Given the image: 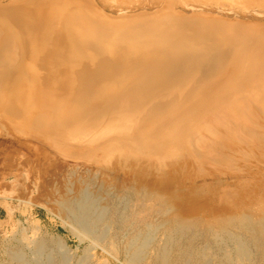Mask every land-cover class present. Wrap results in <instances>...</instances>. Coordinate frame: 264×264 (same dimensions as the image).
Wrapping results in <instances>:
<instances>
[{"label": "rangeland", "instance_id": "374dc122", "mask_svg": "<svg viewBox=\"0 0 264 264\" xmlns=\"http://www.w3.org/2000/svg\"><path fill=\"white\" fill-rule=\"evenodd\" d=\"M38 2L80 4L112 23L141 16L156 17L162 12L202 23L205 19L214 20L221 25V45L229 53L225 55L236 59L226 64L230 67L222 78L228 81L227 85H236L232 95H242V90L236 88L245 84L251 71L264 72V0H0V26L7 34L1 43L0 56L14 45L21 46L18 37L11 38L15 32L13 25L8 28L12 19L16 14L28 19ZM22 5L33 11L25 10ZM20 9L23 10L20 12ZM9 44L13 46L8 47ZM240 54L244 57L239 58ZM3 59L5 67H0V264L15 263L10 259V250L21 249L30 257L38 240L45 241V253L51 249L58 261L59 249L51 242L57 236L67 248V264H161L156 258L157 248L161 247L167 249L168 264L179 263L178 249H203L212 259L209 264H239L225 261L227 250L237 259L225 230L239 234L237 237L250 247L247 251L251 256L243 259L244 264H264V253L256 244L264 236V111L245 107L240 102L236 116L225 112L214 119L209 117L213 111L209 112L207 126L200 129L199 142H196L198 138L194 140L196 147L186 148L183 152L187 154L182 159L179 157L164 167L156 165L155 157L149 156L147 150L143 152L148 157L135 152L141 161H134L121 148H111L105 155L99 150L94 152L95 145L88 144L85 155L73 156L58 151L42 129L43 117L34 118L27 110L29 94L22 81L16 79L23 60L13 64V54ZM248 66L252 70L246 73ZM254 83L263 93L264 78H257ZM11 94L18 96L16 102L9 98ZM233 121L240 125L234 126ZM188 126V136L197 131L194 123ZM239 127L243 130V139H236L240 133L232 138L231 132ZM160 169L164 170L158 173ZM81 179L89 185L90 194L99 191V201L106 206L96 227L98 235L104 232L99 242L81 239L64 226V221L69 223L71 216L62 209L57 195L65 193L63 203L71 202L79 192ZM178 218L185 219L181 222L189 225L186 230L189 233L173 234L176 224L172 220ZM248 221L255 222L256 231L260 225L261 229L256 234L248 231L245 228ZM148 233L153 239L145 246L141 262H130L132 239L148 237L145 235ZM42 260L49 264L44 257Z\"/></svg>", "mask_w": 264, "mask_h": 264}, {"label": "bare ground", "instance_id": "6f19581e", "mask_svg": "<svg viewBox=\"0 0 264 264\" xmlns=\"http://www.w3.org/2000/svg\"><path fill=\"white\" fill-rule=\"evenodd\" d=\"M68 3L38 2L33 7L34 12L29 10V4V9L22 5L26 7L22 8L28 9L32 15L29 13L27 19L16 14L8 27L10 29L13 25L15 32L11 38L18 37L21 46L9 44L8 47H13L10 51L2 52L0 56V67H5L3 57L9 54L14 56L13 64L23 60L22 68L19 69L20 74L16 79L22 81L29 94L30 104L27 110L35 116L34 118L43 117L42 129L45 135L63 154L85 155V152H88L84 150L85 146L94 144V152L99 150L107 155L111 148L116 147L121 148L134 161H141V157L134 154L141 153L143 157H148L143 152L147 150L149 156L155 157V164L164 167L179 157L182 159L184 153L187 154L183 152L186 148L196 147L201 134L200 129L207 126L209 117L219 118L225 112L227 114L232 112L236 116L238 109L241 108L240 102L245 107L264 111V92L258 91L259 88L254 83L257 78H264L262 70L251 71L252 68L247 67L246 73L250 71L251 73L248 74L245 84L236 88L242 90L240 96H233L231 93L236 85L229 86L226 84L228 81H223L222 78L230 67L226 64L236 59L228 57L229 53L221 45L219 22L205 19L202 23L162 12L156 17L141 16L112 23L94 15L91 10L80 4ZM22 10L20 9V12ZM6 39V29L0 26V48ZM187 45H194V48L189 50V56L193 58L195 64L188 68L176 67L175 62L181 59L182 55H186L187 49L184 48ZM206 48L214 54L216 64H207L204 61L206 58L202 53ZM243 57L244 54L239 55V58ZM253 76L254 79L251 78ZM232 79L234 78H230ZM248 93L250 95L247 96ZM9 98L16 102L18 96L11 94ZM211 111L213 114L207 117ZM191 123L197 126V131L188 136L186 131ZM233 124L240 125L234 121ZM242 134L243 130L239 127L232 131L230 136L234 138L238 135L236 139H241ZM196 138L197 143L194 142ZM199 152L198 150V155L201 153ZM143 157L142 159H145ZM160 170H157L158 173L164 169ZM81 181L82 185L76 184L80 186L79 190L76 189L79 192L72 201L70 200L71 202L63 203L65 193L63 196L57 195L60 199L58 203L71 216L69 223L66 224L64 221V226L69 227L81 239L90 238L94 242L96 240L99 242L104 232L98 235L96 227L99 226L97 222L102 219L106 206L99 201V191L94 195L90 194L87 188L89 185H86L85 180ZM64 185L68 188L67 183ZM54 190L57 191L56 188ZM164 211L168 209L165 208ZM182 220L185 219L172 220L176 224L173 234L189 233L186 231L189 225L181 222ZM247 223L245 228L255 234L261 227L259 223L260 227L256 231L255 222ZM225 232L237 252L234 253L237 257L235 261L227 250L224 254L225 261L244 264L242 261L251 256L247 251L250 247L248 248L245 241L243 243L242 239L237 237L239 234L235 235L226 230ZM145 235L148 237L132 239L133 251L131 256L129 255L130 262L140 261L145 246L153 239H150V233ZM262 236V242L256 244L258 243L260 249L258 250L264 253ZM44 242L39 240L35 242L30 257L21 249L8 250L10 259L15 261L14 264H45L43 257L49 264L68 263L67 248L61 237L57 236L51 241L59 249L58 261L51 249L45 253ZM62 248L65 250H60ZM166 250L164 247L157 248L156 258L161 264H168ZM202 250L178 249V264H209L212 259H209Z\"/></svg>", "mask_w": 264, "mask_h": 264}, {"label": "water", "instance_id": "95a60500", "mask_svg": "<svg viewBox=\"0 0 264 264\" xmlns=\"http://www.w3.org/2000/svg\"><path fill=\"white\" fill-rule=\"evenodd\" d=\"M193 46L194 45H191V46L187 45L184 48V49H187L186 55H182L183 57L175 62V64H176L175 66L176 67H179V68H188V67H190V66H192V65L195 64L193 62V58H190L191 56H189V54H190L189 53V50H191L192 48H194ZM202 54H204V56L206 58L204 61L207 64H212V63L213 64H216L217 63L216 58H215L214 54L211 52L210 49H207L206 48L205 51H204V53H202Z\"/></svg>", "mask_w": 264, "mask_h": 264}]
</instances>
